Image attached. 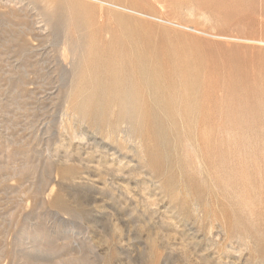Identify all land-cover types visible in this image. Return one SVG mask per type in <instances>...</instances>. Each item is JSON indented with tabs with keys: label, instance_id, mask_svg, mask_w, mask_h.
Segmentation results:
<instances>
[{
	"label": "rangeland",
	"instance_id": "374dc122",
	"mask_svg": "<svg viewBox=\"0 0 264 264\" xmlns=\"http://www.w3.org/2000/svg\"><path fill=\"white\" fill-rule=\"evenodd\" d=\"M0 264H264V0H0Z\"/></svg>",
	"mask_w": 264,
	"mask_h": 264
},
{
	"label": "bare ground",
	"instance_id": "6f19581e",
	"mask_svg": "<svg viewBox=\"0 0 264 264\" xmlns=\"http://www.w3.org/2000/svg\"><path fill=\"white\" fill-rule=\"evenodd\" d=\"M82 48V47H81ZM83 51V50H82ZM85 59V58H84ZM84 61V60H83ZM139 61H140V63H141V59H139ZM111 64V66H120L121 67V63H120V61L119 60H114V61H111L110 62ZM130 63H134V61L132 60V61H130ZM131 76V75H130ZM139 78V77H138ZM119 120V119H118ZM173 151V150H172ZM180 176V175H179ZM182 182V181H181ZM217 202V201H216ZM212 204V203H211ZM201 206V205H200ZM193 208V207H192Z\"/></svg>",
	"mask_w": 264,
	"mask_h": 264
},
{
	"label": "built area",
	"instance_id": "2783aa9c",
	"mask_svg": "<svg viewBox=\"0 0 264 264\" xmlns=\"http://www.w3.org/2000/svg\"><path fill=\"white\" fill-rule=\"evenodd\" d=\"M179 28H182L181 26H178ZM183 29V28H182ZM186 30H189V29H186ZM189 31H192V32H195L194 30H189ZM197 33V32H196Z\"/></svg>",
	"mask_w": 264,
	"mask_h": 264
}]
</instances>
